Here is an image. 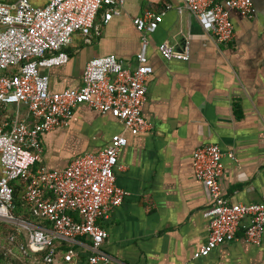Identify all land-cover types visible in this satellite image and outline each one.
I'll return each instance as SVG.
<instances>
[{
  "label": "crops",
  "instance_id": "obj_1",
  "mask_svg": "<svg viewBox=\"0 0 264 264\" xmlns=\"http://www.w3.org/2000/svg\"><path fill=\"white\" fill-rule=\"evenodd\" d=\"M253 3L252 18L232 12L235 39L221 44L182 0H126L123 15L101 24L90 41L75 35L67 49L69 62L47 70L50 89L62 91L82 85L86 64L95 57L115 54L126 67L136 68L143 33L134 19L165 11L160 27L146 34L150 75L143 114L152 129L131 135L120 119L83 104L68 128L43 135L40 164L52 171L65 169L79 155L102 151L116 134L129 137L116 171L118 185L129 195L101 221L108 232L104 249L117 259L129 264H264V241L248 244L243 230L209 256L195 258L208 240L205 213L211 205L209 189L195 174L199 147L215 143L236 155L237 160L223 159L221 185L231 202H264V0ZM163 43L179 53L189 49V59H164ZM0 115L2 125L15 119L33 123L23 104L1 107ZM59 247L56 264H86L79 254L87 256V251L78 247L77 257L66 261Z\"/></svg>",
  "mask_w": 264,
  "mask_h": 264
},
{
  "label": "built area",
  "instance_id": "obj_2",
  "mask_svg": "<svg viewBox=\"0 0 264 264\" xmlns=\"http://www.w3.org/2000/svg\"><path fill=\"white\" fill-rule=\"evenodd\" d=\"M182 1L221 44L235 39L233 11L250 18L256 14L253 0ZM125 5L126 0H50L43 7L30 0L12 4L0 1V108L23 104L33 119L32 124L7 120L0 127V222L16 227L4 244L8 255L27 259L36 253L40 255L36 263L56 264L57 246L65 242L87 251L86 264H129L104 249L108 232L101 224L129 195L118 185L116 175L121 168L119 155L129 144V137L116 134L105 149L79 155L61 171L40 164L43 135L68 128L83 104L120 119L131 135L152 129L143 114L150 75L146 34L160 27L165 11H147L134 19L143 33V50L136 55V68L126 67L115 54L95 57L86 64L79 88L50 89L47 70L69 62L67 49L75 35L90 41L101 24L123 15ZM178 10L183 11L182 7ZM159 51L166 60L190 57L189 49L179 53L169 43L161 44ZM225 155L237 160L234 152H225L215 143L205 144L194 153L196 177L211 194V205L205 213L210 220L208 240L195 258L209 256L221 245L236 240L241 230L250 245L260 246L264 241V202L233 203L225 195L221 185ZM37 164L40 167L35 169ZM17 179L27 182L24 199L34 217L46 224L12 214L11 183Z\"/></svg>",
  "mask_w": 264,
  "mask_h": 264
},
{
  "label": "trees",
  "instance_id": "obj_3",
  "mask_svg": "<svg viewBox=\"0 0 264 264\" xmlns=\"http://www.w3.org/2000/svg\"><path fill=\"white\" fill-rule=\"evenodd\" d=\"M2 125V124H1ZM0 125V126H1ZM40 167V164L35 166V169ZM12 187L14 188V208L12 209V214L18 218L27 219L33 221L35 223L43 224L46 222L37 219L32 214V210L30 206L26 203L24 199V194L27 190V182L17 179L12 181ZM16 227L10 223L0 222V264H44V263H36L35 259L38 258L40 255L36 253H32L27 259L19 258V256L8 255L6 253V249L4 248V244L6 243L7 237L15 232ZM60 246V247H59ZM61 248L63 252L67 254L66 261L74 260L76 255L77 247L76 245H71L68 243H62L58 245L57 248ZM56 249V255H57ZM44 254V253H43ZM79 258L84 259L87 263L88 255L82 256L79 254ZM77 264V263H74Z\"/></svg>",
  "mask_w": 264,
  "mask_h": 264
},
{
  "label": "rangeland",
  "instance_id": "obj_4",
  "mask_svg": "<svg viewBox=\"0 0 264 264\" xmlns=\"http://www.w3.org/2000/svg\"><path fill=\"white\" fill-rule=\"evenodd\" d=\"M5 1H7V2H15L16 0H5ZM45 2V0H31V3L33 4V5H39V4H42V3H44ZM2 116L3 115H0V125H1V123H2ZM55 262H56V259H55Z\"/></svg>",
  "mask_w": 264,
  "mask_h": 264
}]
</instances>
